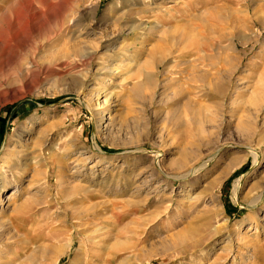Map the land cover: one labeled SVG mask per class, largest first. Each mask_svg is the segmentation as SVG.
<instances>
[{"label":"rangeland","instance_id":"obj_1","mask_svg":"<svg viewBox=\"0 0 264 264\" xmlns=\"http://www.w3.org/2000/svg\"><path fill=\"white\" fill-rule=\"evenodd\" d=\"M0 38V264H264V0H0Z\"/></svg>","mask_w":264,"mask_h":264},{"label":"bare ground","instance_id":"obj_2","mask_svg":"<svg viewBox=\"0 0 264 264\" xmlns=\"http://www.w3.org/2000/svg\"><path fill=\"white\" fill-rule=\"evenodd\" d=\"M62 6V5H61ZM32 12V11H31ZM36 12V11H35ZM33 17V16H32ZM36 17V16H35ZM51 17H55V16H51ZM58 17V16H57ZM60 17V16H59ZM58 17V18H59ZM18 18V17H17ZM21 18V17H20ZM21 20V19H20ZM34 20H35V18H34ZM50 20V19H49ZM53 20V19H52ZM18 23V22H17ZM35 23V22H34ZM15 26H16V24H15ZM18 26V25H17ZM3 42H5V41H3V38H0V49L3 47L2 46V43ZM4 44V43H3ZM7 45V44H6ZM2 46V47H1ZM127 72V71H126ZM252 157H255L254 155H252ZM44 160H50V157H49V153H46V154H44V159H42V161H44ZM156 165V164H155ZM0 189L1 188H3V184L2 183H4V176H2V177H0ZM12 214H13V216H15V215H17V211H12Z\"/></svg>","mask_w":264,"mask_h":264}]
</instances>
